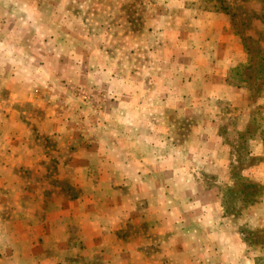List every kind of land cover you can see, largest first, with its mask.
Wrapping results in <instances>:
<instances>
[{"label": "rangeland", "instance_id": "1", "mask_svg": "<svg viewBox=\"0 0 264 264\" xmlns=\"http://www.w3.org/2000/svg\"><path fill=\"white\" fill-rule=\"evenodd\" d=\"M219 2L222 11L215 9L218 0H0V127L10 136L25 125L38 144L29 152L35 157L57 144L61 154L94 146L82 138L97 134L98 110L108 103L103 66L105 73L131 72L144 83L155 72L161 77L158 68L167 55L170 76L193 59L199 76L226 72L225 83L233 88L226 99L206 98L217 84L203 78L194 87L195 94L200 90L199 113L178 119L170 112L167 129L159 122L146 127L151 135L169 139L171 146L164 149L174 157L160 165L150 158L147 166L177 167L182 171L176 174L192 175L200 192L196 209L187 213L175 202L174 214L156 228V221L142 219L150 191L137 183L128 195L141 214L121 230L110 228L125 221L104 218L96 205L90 208L98 217L81 227H68L56 213L40 216L48 192L24 208L38 217L7 226L4 217L14 212L17 197L7 188L0 193V264H143L146 259L150 264H264V0ZM169 86L179 90L178 82ZM48 117L54 139L44 141L33 120ZM211 120L217 122V139L206 136ZM200 121L199 136L192 128ZM1 146L7 149L0 140ZM29 153L17 160L35 162ZM46 160L41 173L18 172L20 182L29 181L28 198L36 197V190L41 194L39 183L61 187L59 201L78 197L80 190L68 187L69 171L58 180V161ZM173 175L162 176V182L155 176L154 183L171 186ZM0 177L11 181L4 170ZM186 192L172 189L176 200ZM4 200L12 204L10 211H4ZM179 212L187 215L185 221Z\"/></svg>", "mask_w": 264, "mask_h": 264}, {"label": "crops", "instance_id": "2", "mask_svg": "<svg viewBox=\"0 0 264 264\" xmlns=\"http://www.w3.org/2000/svg\"><path fill=\"white\" fill-rule=\"evenodd\" d=\"M149 57H155V55L150 53ZM166 59L167 61L163 67L160 66L158 68L161 77H158L156 75L157 72H155L154 76H150L148 81L144 83L141 82L136 74L131 75V72H129L130 75L120 76L113 72L106 71L107 73H105L104 66L103 68H99L104 73L102 84L108 91L107 95H109V99L107 100L108 105L104 104L103 108L98 110L101 118L96 123L97 134L91 136L92 140L82 138L83 142L89 143L94 141L93 147L86 144V150L73 152L72 148H67L68 153L65 151L64 154H61V151H59L61 149L57 144L51 152L41 153L35 157L29 152L33 148H37L36 145L38 144H36L34 137H31L30 132L29 134L26 133L24 129L25 125L22 127V130L20 128L19 132L16 130L10 136H6L2 134L1 124L0 140L7 143V149L4 146L0 148V171L4 170L5 173H8L11 181L7 184L6 180L0 177V193L2 190L11 188L10 190L17 196L14 200L16 206L11 210L15 213H9L7 217H4V224L10 225L14 220L18 222L28 221L26 222L28 224L31 219L34 220L39 215H36L34 210H32L33 215H31V211H25L24 208H31L32 205L38 203L37 199L39 197H43L48 192L49 197L47 202L43 201V211L40 216L46 215L47 211L50 215L56 213V215H59L58 217L68 223V227H75L77 225L81 227L84 224L86 225L89 219L98 217L91 214L90 205H96L98 207H96L95 211L98 209L97 213H102L104 218L109 219L115 216L118 218V222L125 221L122 224H115L114 227L111 226V231L117 227L124 229L138 214H141V212L136 214L138 209H136V206H132V203L135 204V202H132V197L130 198L128 195L136 187L137 183L150 191V197L145 200L144 205L146 207L144 208V218L142 219L152 225L156 221V228L162 227L163 223H165L164 221L166 219L168 221L170 215L174 214L176 207L173 209V206H175V202H177L176 206H179V208L180 206H186L187 213L197 208L198 202H196V199L200 196L199 185L192 175L188 178L185 176H189V173L187 175L181 174V176L176 174L182 171L177 167H174L176 169L171 171L163 167L159 169L147 166L146 161L150 158L160 165L169 157H172V159L174 157L168 154V149H164L165 147L170 148L169 139L163 136V134L158 135V137L155 134L151 135L146 129L149 126L158 125V122L160 125L166 126L167 129L170 124L168 120L170 112L176 114L178 119H184L195 113H199L201 111V104L199 105L200 90L195 94L194 87L200 84L203 78L206 80L213 79V82L217 84V90L215 87L214 91H211L212 93L204 95L203 92L206 98H210L211 96L215 98L216 96V99H226L228 92H233V88H228L229 86L225 83L226 72L222 75L218 73L220 76L215 74L216 78L211 73L199 76L195 72L197 66H195L193 59L187 61L186 68L182 69V72L175 71L176 68L174 69V66H171V72L173 70L175 72L174 75L170 76L168 65L170 66L169 61L171 58H168L167 55ZM119 63L124 62L121 61ZM163 75L165 76L164 78ZM177 82L179 84V88L177 89L179 90L170 89L169 83L177 85ZM111 83L113 86L110 87V90L109 86ZM182 85L185 86L181 87ZM196 96H199V99L195 100ZM98 106L101 107V105ZM153 110L157 113H154ZM147 111H151L154 115H147ZM33 121L39 133L45 134L41 136L44 141L54 139L50 136L54 131L52 129L54 124H46V121H51L50 117H48V120L34 119ZM201 124V121L196 122V126L192 128V131L198 133L199 136L202 131L200 128ZM216 125V121H210L209 132H206V136H209V139H217ZM149 129L152 130V127ZM191 137L193 138V136ZM156 149H160L161 152L156 153ZM28 153L37 160L32 163L17 160L21 158V155L24 158ZM46 158L48 160L55 158L58 161L57 172L55 174L56 179L65 178V173L69 171L68 173L71 175L68 180V187L79 189L80 195L78 197H65L59 201L57 198L60 197V193L62 192L61 187L56 185L44 187V185L39 183L37 186L42 188L41 194H39V190H36V197L28 198L32 194L28 191L29 181L20 182L18 172L23 170V173L30 171L36 174L41 173L44 161H47ZM169 172L175 174L172 176L174 178L171 186L164 182L161 185L154 183L155 176L157 181L160 178L162 182L161 178L167 177ZM9 184L10 186H7ZM2 186H5V188ZM175 187L187 191L179 200H176L177 198L172 194V189ZM157 192L159 193L157 194ZM125 195H128L129 198L126 199ZM108 203L109 205L104 210L102 205ZM128 203H130V208L126 207ZM3 205L5 211L6 209L9 210L8 205L12 204L10 201L4 200ZM16 213L23 215L16 218L13 215ZM177 215L180 216V222L185 221L187 217L186 214L180 212ZM78 220H80V224L77 223ZM68 227L65 231L69 230ZM97 233L99 234L100 232ZM143 264H150V259H146Z\"/></svg>", "mask_w": 264, "mask_h": 264}, {"label": "trees", "instance_id": "3", "mask_svg": "<svg viewBox=\"0 0 264 264\" xmlns=\"http://www.w3.org/2000/svg\"><path fill=\"white\" fill-rule=\"evenodd\" d=\"M218 7L217 8H215L216 9V11H222V10H224L225 9V7L224 6H222L221 4H220V2H219V0H218Z\"/></svg>", "mask_w": 264, "mask_h": 264}]
</instances>
